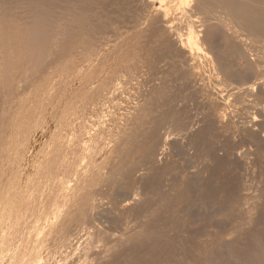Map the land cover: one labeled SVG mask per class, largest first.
<instances>
[{
    "label": "rangeland",
    "instance_id": "rangeland-1",
    "mask_svg": "<svg viewBox=\"0 0 264 264\" xmlns=\"http://www.w3.org/2000/svg\"><path fill=\"white\" fill-rule=\"evenodd\" d=\"M37 1L40 0H0V15L4 13L3 10L12 8L17 16H25ZM49 1L53 6H60V10L62 7L64 12L66 10L71 14L75 12L74 5L68 3V0ZM98 1L104 0H97V3L95 0H87L86 4L91 11L83 12L81 15L85 28L75 33L76 36L78 34V40L75 38L66 43L68 51L65 54L68 59H78L81 48L89 46L86 43L85 33L92 35L90 28L93 23L101 22V15L95 12H100ZM93 16L96 21L93 20ZM81 39L86 45L79 44ZM25 70V64H20L17 68L13 66L9 70L7 83L3 85L0 79V264H23L29 261L38 250L39 261L56 264L58 255L53 251L59 234L50 228L46 220L53 218L54 212L61 211L59 213L63 214L67 210L66 203H70L68 199L72 197L73 189L78 185H81L77 192L78 196H85L83 198L85 201L77 206L82 212L86 209L84 205L87 202L86 198L91 193H94L97 198L101 197L102 192L104 193L102 195L104 196L103 204L106 202L105 206L102 205L103 207L93 210L88 206L87 214L90 220L78 223V231L80 236H84L87 232H92L94 224L102 229L101 240H97L100 241L99 243L96 241L94 252H99L104 247V254L113 255L108 261L109 264H264V147L261 150L256 149L258 148L255 145L256 142L253 144L246 136L234 134L232 127L228 130H219L211 125L212 129L207 121L208 116L212 114V109L208 110L206 106H203L204 100L209 97L208 94L221 97L224 102L227 101L226 103H234L231 106H236L237 103L242 102L243 98L249 101L250 99L243 95L240 100L238 99L240 95L234 98L238 94L236 89H239V94H242L246 83L244 85L239 82L230 83L233 87L222 82L216 84L207 79L208 75L205 72L208 68L202 67L196 71L204 73L207 81L204 78L202 82L198 80L199 84L195 85L194 89H190V85H187L190 81L186 80L183 73L178 70L171 71L170 74L162 77L161 80L165 84L156 87L155 91L154 89L150 91L149 87L155 85L147 84L143 88L150 92L146 94L148 98L145 102L137 106L138 111L133 112L131 116L136 128L138 126L145 130L146 127L157 126L164 130H174V126L176 128L177 125L179 128L175 130L178 129L180 132L184 128L182 125L186 126L187 122H192L188 123L189 127L192 124L197 125H194L192 129L195 135L188 130L187 136L184 135L182 138L180 136L179 139L173 140V149L170 147L172 150L170 148L167 150L169 152L167 165L165 162L162 168L159 167L160 170L153 171L155 175H150L153 173L151 172L143 179L144 184L138 183L135 186L136 192L140 194L142 191L141 204L143 205H139L136 211L133 210L134 213L131 211L125 218L124 214L121 216L115 204L129 200L130 193L128 189L120 188V184L123 186L130 182L121 183L130 180L127 179L131 176L129 170L132 167L137 168L141 160L135 148L133 149L129 144L124 145L123 111L116 106L120 102L119 98L126 100L134 93L132 85L122 90L117 100L113 99L107 104L110 108V110L107 108V111L110 113L105 114L106 117L99 125L92 127L90 132L94 138L90 139V135H84L80 129V120L77 117L78 95L87 94V89L81 91L79 82L71 77L61 76L60 78L56 63L50 64L44 68L45 71L29 79ZM107 76V70H104L102 77L106 83L112 81ZM177 80L178 83H176ZM93 86L94 90H100L102 82H95ZM227 88L230 89L229 93ZM176 89H179V92ZM200 89H203L202 95L196 99L195 91L198 92ZM215 90L221 93V96L211 93ZM186 98H190L188 102ZM129 102L132 103L131 106H134L133 99ZM180 102H185L187 105ZM262 105H259V109L264 108V103ZM166 106L170 107L169 109L171 106L176 109L169 110ZM235 106L231 109L238 110L237 118L240 115L245 117L247 114L259 117L261 114L257 110L258 106L255 107L256 111L250 108L252 110L250 112L248 107L244 110L240 105ZM192 108H195V111ZM188 109L190 114L187 112ZM177 111L180 114L184 112L178 115ZM239 111L242 114H239ZM147 113L149 114L146 115ZM187 113L188 117L185 116ZM157 115L159 116L156 117ZM204 115L205 117L207 115V118L203 117ZM177 116H181L180 119ZM237 118L236 120H239ZM83 120L86 123L96 121L92 114H86ZM164 120H166L165 126ZM182 120L185 124L181 123ZM203 121H206L204 123L210 128L205 127L206 125L202 124ZM158 122L161 123L158 124ZM167 124L169 126H166ZM204 130L208 132L204 133ZM212 134L218 136H214L213 139ZM219 135L220 137L223 135L221 139ZM225 137L229 139L226 141ZM243 137H245L243 140H239ZM230 138L237 139L236 142L233 139L235 144ZM121 139L122 142H120ZM197 140L199 143L196 142ZM231 142L234 144L232 147ZM246 142L249 143L246 144ZM221 143L224 144L221 145ZM236 143H239V147ZM253 145L256 147L254 148ZM217 146L219 148L222 146L224 151ZM125 172L129 176H125L127 175ZM121 176L125 179L123 180ZM104 184L105 187H102ZM140 186L142 190L139 189ZM188 186L191 187L187 188ZM146 199L147 201H144ZM152 200L153 202H150ZM109 203L110 207H108ZM106 207L115 208L117 212L115 209L111 211ZM151 208L156 213H153ZM146 209L150 210L147 212ZM97 210H101L100 213ZM146 230H155V236L153 233L147 234ZM156 233H158L157 237ZM96 237L97 235L94 236ZM150 237L152 239H149ZM139 239L143 240L142 243ZM99 256L96 253L91 259L99 260Z\"/></svg>",
    "mask_w": 264,
    "mask_h": 264
},
{
    "label": "bare ground",
    "instance_id": "bare-ground-1",
    "mask_svg": "<svg viewBox=\"0 0 264 264\" xmlns=\"http://www.w3.org/2000/svg\"><path fill=\"white\" fill-rule=\"evenodd\" d=\"M95 2L97 3V0H95ZM68 3H72L74 5L75 12H72V14L67 10L66 12H64V10H62V7L60 10V6H53V4L49 0L37 1L32 9L28 10L30 12L22 17L17 16L16 12L12 8L7 9L6 11L3 10L4 13L0 15V79L3 85L7 83L9 79V70L13 66L17 68L20 64H25V74L28 76L27 79H29L45 71L44 68L49 66L50 64L56 63L57 74H59L58 76L60 78L61 76L71 77L72 79L79 82V88L81 89V91L87 89V94L83 95V93H80L78 95L77 117L80 120V129H82L84 135H90V139L94 138L92 136V133L90 132L92 127H96L97 125H99L102 122V119L106 117L105 114L110 113L107 111V108H109L107 107V104L113 101V99L117 100L118 97H120V92H122V90L124 89H127L129 85H132L134 93L131 94L126 100H121L119 98L120 102L116 107L119 110L123 111L122 121L124 122V124L122 130L125 135L124 145L129 144L130 147H133V149L135 148L134 150L139 155L141 161L140 164L138 163V166L135 165L137 168L132 167L129 170L131 176H129V174L125 172L127 174L125 176H129V178L127 177V179L130 180L121 182V180L123 179V177L121 176V183L130 181L127 184L125 183L126 187H124V184L123 186H121L122 184H120V188H126L129 190V200L124 202H117L116 204L114 202L121 216H123L124 214L125 217L131 211L132 213H134L139 205H143L141 204L143 202L141 199V197H143L141 194L142 191L140 192V194L136 192L135 186L138 183L144 184L143 179L146 178L149 173L159 169L160 166L162 168V165L166 162L169 155V152L167 150L172 147V143L174 142L173 140H175L176 138L179 139L180 136L181 138L184 135L187 136L189 131L193 132L192 129L195 127L194 125H197L192 124L189 127V124L192 122H187V125L185 126L182 125L185 124V122L182 120L184 123L181 121V125L185 129L182 127L183 129L179 132L178 129L175 130L178 127L177 125L176 128L174 126V131L173 129L164 130L161 127L157 128V126L155 128L146 127L147 129L145 128L144 130L140 129L141 127L138 126L136 128V126H134L133 124L134 120L131 116L133 112L138 111L137 106H141V104L145 102V99L148 98V95H146L148 94V92L152 91L153 89L155 91L156 87L165 84V82L163 83L161 79L171 71L178 70L183 73L184 78L190 81V84L189 82L188 84L186 83L187 85H190V89H194L195 85H198L199 82H202L203 78L205 79L204 73L196 71L198 69H201L202 67L203 69L208 68V71L206 70L207 72H205L208 76L206 74L205 75L207 76V79L216 82V84L222 82L225 83V85H230V83L233 84L234 82H239L240 84L244 85L246 83L245 87L243 88L242 94H239V89H236L238 91H236V93L238 94L235 95L236 97L234 98H237L240 95V98H238L240 100L241 95H243L244 97L246 96L248 100H250L245 101L243 100V98L242 102L237 103L236 106L240 105V107H242V109L244 110L248 107V112L252 111L250 110V108L255 109V107L257 108L258 106L257 110H259L262 115L260 114L259 117H254V115L252 116L248 114L245 115V117H243L244 115H242L241 117L240 115L241 119L240 117H238L239 120H236V114H238V110L231 109L235 106H231V104L234 103H226L227 101L224 102L223 98L214 97L208 94L209 97L207 100H204L205 105L203 106H206L208 110L212 109V114L209 113L210 115L207 118L208 114L206 113V117L205 115L203 117L207 118L208 120L205 118H203V120H207L210 123V127L212 128V126H214V129L217 128L219 130H228L232 127L234 134L237 133L239 134V136H246L253 144L256 142L255 145L258 146V148L256 149L261 150L262 147H264V108L259 109V105H262V103H264V0L98 1V5L100 6V8H98L100 12H95L101 15V22L95 24L91 20L93 23V26H91L90 28L92 31V35H90L89 33H85L86 43L87 45L89 44V46L81 48V54L76 60L67 58V55L65 54L66 51H68V49L66 48V43L68 42V40L77 38L78 34L77 36L75 35V33H77V30L85 28V24L81 20V15L83 12H90L91 9L86 4L87 0H68ZM95 12L94 16L96 14ZM94 16L93 20L96 19ZM87 29H89V27H87ZM83 36L84 35H82V37ZM84 42L85 41L82 39L81 41L79 40V44H82ZM86 43L82 45H86ZM104 70H107V78L110 77L112 81L106 80L109 81L107 83L104 81L105 79L102 77ZM179 77L180 76H178V78ZM157 81L160 82L156 83ZM205 81L207 80L205 79ZM95 82H102L101 89L103 90H94L93 84ZM178 82L179 81L177 80L176 83ZM204 83L206 84L207 82ZM147 84L155 86H149L151 89L150 91L143 90V88L147 86ZM228 85L227 87H229ZM235 86L239 87L238 85ZM230 87L233 86L230 85ZM188 88L186 89L188 90ZM176 90L179 92V89ZM228 90L230 89L227 88V92ZM202 91L203 89L198 90V92L195 91L196 99H198L199 96L202 95ZM212 92L214 93V95L221 96V93L216 90L211 91V93ZM169 96V99L170 97H173L172 95L170 97ZM232 98L230 99L234 101V99ZM131 99L135 101V103L133 102L134 106L130 105L132 104L131 102H129V100ZM189 99L186 98V101L188 102ZM193 101L194 100H192V102ZM185 102L183 103L186 104ZM151 106L153 105L151 104ZM190 106L192 107V105ZM198 106L200 107L199 104ZM261 107H263V105ZM169 108L170 107H167V109ZM174 108L175 107L171 106L172 110H174ZM182 108L184 109L185 107ZM184 111H182V113ZM187 112L189 114L191 113L189 112V109ZM182 113H179L178 115H182ZM188 113L185 116L188 117ZM86 114H92L96 121L86 123V121L83 120ZM148 114L149 113H147L146 115ZM171 114L172 112L170 113V117ZM239 114H242V112L240 113L239 111ZM159 115H157L156 117H158ZM191 115L193 116L194 114ZM180 117H178V119H180ZM151 118L149 120H151ZM155 119L157 121V118ZM191 119L193 118L191 117ZM165 121L166 120H164V126L166 123ZM204 122L206 121L202 122L203 125L205 124ZM159 123L161 122H158V124ZM194 123H196V121ZM205 125V127H208L207 124ZM166 126L169 125L167 124ZM207 130L206 132L209 131ZM201 132H203V130H201ZM201 132L200 134H202ZM206 132L204 130V133ZM192 135H195V133ZM222 136L220 137L219 135V138L221 139ZM225 138L226 141L227 139H229L227 137ZM244 138L245 137L240 138L239 140H243ZM233 139L232 142L234 143ZM225 140L222 141L226 142ZM236 140L237 139H235V142ZM120 142H122V139ZM196 142H198V140ZM232 142L230 144H232ZM83 143H85V141ZM217 143L218 145L220 144L219 141H217ZM247 143L249 142H246V144ZM223 144L221 143V145ZM234 144H232L231 147ZM238 144L237 147H239ZM248 145L251 146V144ZM259 146H261V148ZM203 147H205V145ZM221 147L218 148L222 150ZM255 147L256 146H254V148ZM172 149L170 148V150ZM239 149H241V147ZM250 151H252V149H250ZM200 152H202V150ZM167 163L168 161L165 164L167 165ZM122 165H124V163ZM153 174L155 175L156 173L153 172L150 175ZM142 181L143 183H141ZM80 187L81 185H78L73 189L74 193L72 197L68 199V202L70 203H66L67 210L63 214L59 213L61 211L57 213L54 212V217L46 220V223L50 226V228L56 230L54 232H57L59 234L57 241H55V247L53 251L58 255V261L56 262V264H76V262L78 264H109L108 261H110L109 259H111L110 257H112L113 255L111 256V253H109L108 255L104 254V247L101 248V251L94 252L96 241L98 239L101 240L102 229L94 224L92 232H87L84 236H80V233L78 231V223L90 220L87 214L88 206L91 210H93L94 208L103 207L102 205L105 206L106 202L103 204V192L101 191L102 193L100 195V198H97L94 193H91V195L86 198L87 202L86 204H84L86 209L82 212V210H79L77 207L81 202L85 201L83 200V198L85 197L84 195L78 196L77 192ZM102 187H105V184ZM189 187L191 186H188L187 188ZM141 188L142 186H140L139 189L142 190L143 188ZM152 190L154 189L152 188ZM187 190L190 191L189 189ZM183 192L184 191H182V193ZM157 196H159V194ZM115 200H117V198ZM144 201H147V199ZM150 202H153V200ZM156 206L158 207V205ZM108 207H110V203ZM108 207L106 208L110 210L111 208L109 209ZM114 209H111V211H114ZM134 209L135 211H133ZM140 209L142 210V206ZM149 210L150 209H148V211ZM156 211L158 210L156 209ZM153 213L156 212L153 211ZM96 219L94 220L95 222ZM146 233L154 234L155 230L147 231ZM96 235L97 237L94 238V236ZM157 235L158 233H156V237ZM163 236L165 235L163 234ZM149 239H152V237H150ZM142 241L140 242L142 243ZM38 251L35 252L34 250V256L29 261H25L23 264H48L47 261L45 263L39 261ZM75 251L79 252L74 253ZM96 253L100 255L99 260L93 261V259L91 258ZM112 261L114 262V260Z\"/></svg>",
    "mask_w": 264,
    "mask_h": 264
}]
</instances>
